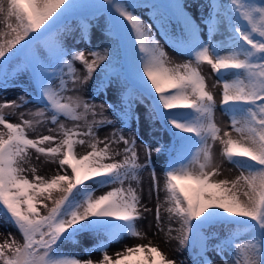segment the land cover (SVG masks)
Segmentation results:
<instances>
[{"label":"snow or ice","instance_id":"6c2138e0","mask_svg":"<svg viewBox=\"0 0 264 264\" xmlns=\"http://www.w3.org/2000/svg\"><path fill=\"white\" fill-rule=\"evenodd\" d=\"M141 6L151 11L169 46L180 48L190 59L176 63L168 56L152 25L135 14ZM203 7L206 15L197 22L183 0H0V89L19 73H27L39 93L35 99L44 105L33 115L44 117L50 112L57 128L49 131L60 134L29 138L27 131L45 121L23 119L20 113L21 122L12 123L5 109L14 112L21 104L0 102V126L6 129L0 131V214L22 235V243L11 239L0 244V264H177L151 242L126 246L115 258L104 250L111 240L143 236L135 227L142 215L141 197L131 181L139 185L138 172L151 166V152L147 162L139 164L135 137L126 138L123 127L101 140L96 130L113 121L95 119L100 115L97 106L82 96L65 95L78 93L97 71L104 73L96 81L97 95L106 92L114 78L119 82L122 124L139 123L135 105L147 101V118L171 126L175 143L156 149L169 154L163 181L170 222L166 235L178 240L181 249H193L197 256L193 264H210L206 258L210 240H217L213 250L235 248V259L225 264H264V0L224 4L207 0ZM98 16L106 18L111 43L102 52L93 50L94 59L88 61L83 51L68 49L64 38L72 31L71 21L77 20L76 30L83 39ZM201 25L208 31V42L201 38ZM221 29L224 39L214 42ZM125 35L133 37L134 60L126 58L119 64ZM75 61L86 68L83 79L76 74ZM203 64L210 65L217 82H222L220 103L231 119V133L221 135L215 122L216 102L207 89ZM55 78L59 88L53 86ZM19 100L28 102L23 96ZM89 114L92 121H87ZM60 116L85 120L87 130H76L79 124L66 127ZM81 136L87 139H76ZM210 141L222 146L219 158ZM46 143L54 146L44 147ZM120 143L122 151H113L111 145ZM77 145L91 150L81 154ZM29 149L58 164L56 174L46 178L35 167L25 168ZM225 162L239 174L234 179H215ZM29 171L31 178L26 175ZM105 187L110 190L95 195ZM160 191L153 168L149 196L155 193L158 199ZM155 219L159 225V202ZM173 220L178 229L171 227ZM229 225L236 230L226 238L214 231ZM85 232L105 234L98 249L101 259L81 260L58 251L61 243ZM241 232L249 239L235 243Z\"/></svg>","mask_w":264,"mask_h":264},{"label":"rangeland","instance_id":"374dc122","mask_svg":"<svg viewBox=\"0 0 264 264\" xmlns=\"http://www.w3.org/2000/svg\"><path fill=\"white\" fill-rule=\"evenodd\" d=\"M187 5V11L192 14L193 18L199 22L200 17L206 15L207 10L203 7L207 0H183ZM221 4L228 2V0H219ZM259 2V0H257ZM135 14L140 16V18L146 23L152 25V31L155 34L156 39L161 45L164 46V50L167 52L168 56L176 63H183L184 61L190 59L180 48L170 47L169 44L165 41V38L160 35L159 28L153 23L152 13L149 9L145 7H138L135 10ZM77 20L71 21L72 31L66 35L64 38L65 46L70 50L83 51L85 59L92 61L94 57L91 55L93 50L103 51L106 46H108L111 41L109 39L108 33L106 32V18L103 16H98L92 20L91 29H85L84 38L81 39V34L76 30ZM2 27V25H0ZM223 29L220 30L213 37L214 42H220L224 39ZM200 35L204 42L209 41V34L207 29L201 25ZM133 37L125 35L124 37V47L123 54L120 52L119 57L117 58L119 64H124L126 58H131L133 53L132 45ZM138 52V48L135 49ZM127 54V55H126ZM74 68L76 69V74L83 79L86 73V68L80 61L74 62ZM117 71L120 70L119 65H117ZM65 72L68 71L67 68L64 69ZM202 74L206 78L207 89L213 93L214 100L216 102V108L214 112L215 122L218 127L223 131H229L231 133V119L230 117L223 112L221 107L222 100V82H217V77L212 73L210 65L203 64L201 65ZM102 71H97L94 73V78L88 80L83 84L79 89V92H66L65 95H80L84 99L88 100L89 103L95 104L96 112L100 115H97L95 119H110L113 121L112 125H107L105 127L99 128L96 130L97 136L102 140L106 136H109L114 128L123 127V135L126 138L131 139L135 137V149L137 151L138 163L144 165L148 160V152H151V166L142 168L138 172L139 185L137 186L136 181H131L133 187H136L138 193L141 197L140 199V211L141 218L136 221L135 227L138 231L143 233L142 237H132L124 236L118 238L117 240H111L107 242V246L104 249L107 253L115 258L117 252L123 251L127 247L134 246L136 244H147L149 242L157 245L161 251L165 253L168 258L174 259L179 264L180 261H183V264H193V261L197 258L196 253L192 248L181 249L179 242L176 239H170L166 233L169 228V219L168 214L165 209L168 207L167 201L165 200V192L163 191V181H164V171L167 168L169 161V154L167 151L157 153L156 149L161 145L166 147L171 146L175 143V138L172 136L169 131V125L162 123L160 120H149L147 118V101L137 102L135 105L136 112L140 116L139 123L136 120H132L130 124L123 123L121 121V111L124 108V105L120 102V91H119V82L114 78L112 85L108 88L106 92H100L97 95L98 89L96 88V81L103 76ZM231 76H225V79H231ZM65 79H68L65 77ZM215 85V86H214ZM53 86L59 88L60 81L59 78H55ZM68 88L72 87L71 82H68ZM135 95L134 93H132ZM39 95L36 91V86L32 82L30 76L27 73H19L16 78L6 84L3 89H0V102L3 101H17L21 106L16 109L14 112L10 109H5L7 113L6 118L12 123L21 122L20 113H24L23 119H33V120H44L43 124L37 125L35 129L28 130L27 135L31 139H36L40 135H57L59 137V131L50 132L49 129H56L57 125L51 122V113L46 112L44 117H39L33 115L36 111L41 110L44 105L40 101L36 100L35 97ZM23 96L27 103H24L19 100V97ZM108 104L115 105V108L107 107ZM104 107L101 108L100 106ZM58 119L63 122L66 127H73L74 124H79L81 127L76 129L78 131H86L87 127L85 120L72 121L65 119L63 116L58 117ZM94 118L89 114L87 116V121H92ZM0 131H6L3 126H0ZM235 135V134H233ZM76 139H87L86 137H76ZM210 143H213L210 141ZM44 147L54 146L52 144H45ZM98 147L102 148L103 144H100ZM124 145L113 144L111 148L113 151H122ZM76 150L79 153H83L85 150H91L90 148H85V146L77 145ZM222 150V146L219 141L213 143V152L217 158H219V153ZM31 155L29 157V162L24 164L25 168L29 166L35 167L37 174L50 178L51 175L56 174L58 171V164H52L46 161L45 157L39 155L35 152L34 149H29ZM195 148H193V152ZM115 159H122V156H116ZM111 162V161H107ZM155 169L156 175L160 181L161 191L159 192V198L155 193L150 197L149 196V186H150V174L152 169ZM70 173L71 169L66 168ZM219 174L214 178L219 179H234L236 175L239 174V170L236 169L233 165L225 162L220 169L218 170ZM60 174H63L61 171ZM26 175L31 178V172H27ZM127 186V184L125 185ZM92 187H95L94 185ZM110 190L109 187L102 189H97L95 195H101L104 192ZM160 204V215L161 221L159 225L156 222V209L157 204ZM39 207V206H38ZM145 209H148L145 211ZM44 209L41 207V212ZM171 227L173 229H178L179 224L173 220L171 221ZM162 229V230H160ZM236 230L235 225H229L227 227H217L214 231L218 236L223 239L226 238L231 232ZM11 233V237L9 236ZM177 232L172 231L171 236L176 237ZM15 239L17 242L22 243V235L18 232V229L7 219L0 214V244H3L5 240ZM249 239V236L246 233L241 232L240 235L236 238L235 243H243ZM158 240L162 243H158ZM106 241L105 234H97L92 232L80 233L71 240L64 241L61 243L58 251L62 254L74 255L76 258L81 260L91 259L93 261L99 260L102 258V251H99L100 245L102 242ZM217 240H210L208 242V251L206 253V258L210 264H225V260L232 261L235 259L236 252L235 248L228 249L226 248L223 252L218 250H213L216 245ZM163 244V247L160 245Z\"/></svg>","mask_w":264,"mask_h":264},{"label":"bare ground","instance_id":"6f19581e","mask_svg":"<svg viewBox=\"0 0 264 264\" xmlns=\"http://www.w3.org/2000/svg\"><path fill=\"white\" fill-rule=\"evenodd\" d=\"M158 243H162L161 241L158 240ZM163 247V244H160ZM164 248V247H163Z\"/></svg>","mask_w":264,"mask_h":264}]
</instances>
